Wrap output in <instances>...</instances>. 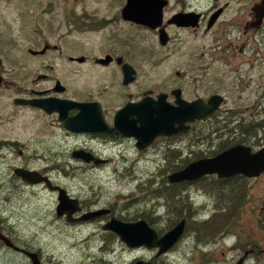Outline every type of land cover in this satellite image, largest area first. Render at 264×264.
<instances>
[{"label": "flooded vegetation", "instance_id": "obj_1", "mask_svg": "<svg viewBox=\"0 0 264 264\" xmlns=\"http://www.w3.org/2000/svg\"><path fill=\"white\" fill-rule=\"evenodd\" d=\"M62 5L59 10L54 3L53 6L49 4L41 14L34 8L29 10V21L34 22L35 27L43 22L47 32L51 28L48 33L40 32L37 27L28 32L27 38L19 40L7 38L0 31V92L14 93L11 101L5 104V107L14 106L10 118L29 111L34 114V124L35 114L39 112L54 129L53 135L45 138V142L61 144L62 139H83L85 145H77L69 151L64 148L72 161L79 162V168H99L115 163L114 156L106 152L115 146L123 149L119 152L121 157L138 160L159 140L166 141L171 147V143H179L184 137L189 141L184 145L188 153L184 150L179 154V163L171 165L174 170L166 174L161 170L149 181L144 182L145 179L135 174L130 179L126 177L130 182L138 178L139 191L145 195L129 199L124 204H102L92 198L93 194L73 193L71 187L56 179L55 168L46 161L49 159L45 152L40 157L47 163L37 169L35 160L38 155L36 151L32 152L36 149L34 136L27 143L18 138L0 136V193L7 194L2 204L8 201L10 194L17 197L20 192L54 195L56 204L52 218L56 223L63 221L65 225L80 226L98 223L103 234L108 235L107 240L116 244L108 250L113 254L118 251V256L126 253L129 257L130 261L124 264L138 261L168 264L173 253L182 255L188 247H193L188 257L191 263L195 257L196 264H264V199L253 195L255 183L264 181V172L255 178L241 174L221 178L211 174L195 180L170 181L172 175L183 171L190 163L214 157L230 148L207 155L211 151V144H207L210 134L207 133H211V119L221 108L252 87L255 73H259L257 81L264 82V0H63ZM129 7L134 10H127ZM55 20H60L61 34L54 33ZM57 35L58 40L52 41ZM57 60L72 66L73 70L68 73L70 77L75 74L78 80L75 85L67 76L65 82L55 76L53 65ZM257 87L264 99V84ZM71 89H74L72 93ZM214 95L223 97L214 116L187 121V130L160 135L147 147H138L139 139L134 135L112 132L117 112L128 104L139 103L145 98L158 101L162 97L169 105L178 107L180 102L193 103L198 99L208 102ZM47 98L88 104L97 116L101 110L104 123H97L94 127L103 126L104 129L75 131L67 128L66 122L79 114L80 107L68 109L62 119L58 110L48 112L25 101ZM232 102L236 100L232 99ZM241 107V104L231 105L224 113L235 112ZM246 108L264 112V101ZM257 124L264 130V120ZM200 134H204L205 139L200 137L195 143L192 137ZM263 146L251 147L256 151ZM80 150L91 153L100 161L87 162L75 156ZM167 169H170L169 164ZM20 170L38 172L48 178L54 188L63 189L71 200L78 201L79 210L72 214L73 221H68L67 214L58 215V190H51L46 182L32 184L24 181L19 175ZM75 170L78 169L56 174L70 175ZM115 172L120 180H125L129 174V170L124 171L120 165L116 166ZM112 185L106 184L108 188ZM151 200L156 201L149 203ZM142 203L150 207L141 211L136 204ZM131 208L132 213L128 212ZM123 210L127 211L125 215H122ZM94 211L107 212L91 220H79ZM8 216L0 208V256L11 253L17 263L21 259L33 264L28 254L36 253L44 264L38 251L19 243L14 234L17 231L5 229L4 224L14 221ZM113 219L125 223L145 221L158 238L184 222V233L165 254L158 255L159 248H130L113 232L105 230V225ZM93 236L88 237V242L99 239L97 234ZM105 236L102 241H107ZM187 237L195 241L192 246L185 243ZM138 251L146 254L140 255L136 253ZM219 252L221 259L217 257Z\"/></svg>", "mask_w": 264, "mask_h": 264}, {"label": "rangeland", "instance_id": "obj_2", "mask_svg": "<svg viewBox=\"0 0 264 264\" xmlns=\"http://www.w3.org/2000/svg\"><path fill=\"white\" fill-rule=\"evenodd\" d=\"M62 1L63 0H0V31H2L7 38L12 37L13 39L19 40H22V37L27 38L28 32L31 33L35 31L37 27L40 32H47L43 22L40 21L39 25L35 27V23L29 21V10H33L34 8L36 11H40L39 14H41L43 9L48 8L49 4L53 6V3L57 9L61 10L63 8ZM53 24L55 28L54 33L61 34L60 20H55ZM11 26L14 28H10ZM49 31H51V28L48 32ZM58 36L59 35L52 37L51 40H58ZM43 38L44 36H42V39ZM53 66L56 70L55 76H60L63 82H65L66 76L74 85L78 82L75 74L70 77L68 73V71L73 70L70 64L64 65L57 60ZM254 78L255 80L253 81L252 87L241 92L238 97L232 98L236 100V102H232V99H230L229 102L221 108L220 112H225L231 105L241 104L242 107L238 108L236 111L241 113L240 115L245 121L258 122L264 120V112H253L246 108L253 104H261L264 101L261 90H256V88H258L257 85H262L264 82L257 81L259 80V73H255ZM70 91L72 93L74 89ZM10 92H8L9 95L0 92V97H3V99H0V136L18 138L25 143L34 136L36 149H33L32 152L36 151L38 155L35 160L36 168H41V166L45 165L47 162L51 163L55 168L54 176H56V179L71 187L73 193L77 194L79 191L82 193L89 192V194L94 195L92 198L97 200L96 202L100 200L102 204L106 202H108L107 204L115 202L124 204L127 203L129 199L145 195V192L139 191L138 178L132 182L127 180V178L130 179V177L135 174L137 177L141 176L145 179V182L149 181L153 176H158L161 170L165 171V174L171 172L170 170H174V168L167 169L168 164L170 167L172 164L179 163L177 157L182 151L184 152L186 148L184 145L189 142L188 138L181 137L179 143H171V147H168L166 141L159 140L148 154L145 156L140 155L138 160H133L132 158L128 160L125 159V157H121L119 152H122L123 149L115 146L106 150L107 153L114 156L115 163L112 162L108 166H99V168H95V166L94 168H90V166H86V168L81 166V168H79V162L76 160L72 161V159L69 158V153L66 154L65 149L68 148L67 150L69 151V148H73L77 145H85L83 139H62L61 144L45 142V138L53 135L54 129L40 117L39 112L35 114L34 124H32V115L34 114L29 111L26 112L25 115H23L24 113L14 114V117L10 118L14 106L5 107V104H8V101H11L14 96V93L12 91ZM2 100L5 101L2 102ZM210 129H212V126H210ZM261 130L262 129H260L259 134L264 132ZM209 134L210 132L207 133L208 136ZM211 142H213V137H209L207 144L210 146ZM262 144L264 145V141ZM62 149H64V154L61 157ZM129 151L132 152L130 148ZM44 152L46 158L49 159L46 160L47 162L44 161V158L42 159L40 157L44 155ZM186 152L188 153L187 150H185V153ZM119 165L122 166L124 171L126 169L129 170V174L124 177L126 181L120 180L116 175L115 169L116 166ZM72 168L78 170H75V173L70 175L56 174L60 172L63 174V172L71 170ZM107 183H112V187L108 188V186H106ZM149 186L150 183H148V187ZM254 186L253 195L260 196L264 199V181L255 183ZM6 195L7 194L4 195L0 193V208L3 212L8 213V217H12L14 221H9L7 223L8 225L4 224L5 229L7 231H17V233L15 232L14 234L19 240V243L27 245L34 251H38L42 255L44 264H108V262L111 264H124L130 261L126 253H124V257L118 256V251H115V254H113L108 250L116 244H113L114 241L111 242L107 240L108 235L105 236V234H103L101 225H98V223H94V225L89 224L88 226L65 225L63 221L56 223L52 218L53 208L56 204V197L54 195H46L45 192L40 194H34L32 192L25 194L20 192L17 197L10 194L11 196L8 201L2 204V200H4ZM152 201L156 200L148 202L150 203ZM136 205L140 206L139 210L141 211L150 207L146 203ZM132 211L133 208L128 212L132 213ZM126 213L127 211H122V215ZM160 213L163 212L161 211ZM94 233L99 236V239L91 243L88 242V237L95 235ZM103 236H105L107 241H102ZM92 238L96 239L95 236ZM194 242L195 241L191 237H187L185 241L186 244H191V246ZM107 243L108 249L105 247ZM29 245H33L34 247L32 248ZM191 250H193V247H191V249L190 247L186 248L183 254L180 253L182 255L173 253L168 259V264H196L195 257L192 258V263L188 259V257L190 258L191 256ZM103 252L105 255H103ZM136 253L140 255L146 254L142 251ZM135 255L136 254H134L133 257ZM217 257L219 259L222 258L220 252L217 254ZM18 263L27 264L26 262H22L21 259ZM18 263L15 258L11 256V253H4L0 256V264Z\"/></svg>", "mask_w": 264, "mask_h": 264}, {"label": "water", "instance_id": "obj_3", "mask_svg": "<svg viewBox=\"0 0 264 264\" xmlns=\"http://www.w3.org/2000/svg\"><path fill=\"white\" fill-rule=\"evenodd\" d=\"M127 10H134L129 7ZM154 12V11H153ZM153 14V13H152ZM223 97L212 96L208 102L198 99L193 103L180 102L178 107L169 105L162 97L158 101L143 99L136 104H128L119 110L115 117V127L112 132L122 131L124 135H134L138 141V147L149 146L156 137L160 135H172L188 129L185 126L187 121L208 119L214 116L222 103ZM26 103L39 106L48 112L60 111L61 118L64 119L68 109L80 107L79 114L66 122V127L75 131H87L104 129L94 127L97 123L102 125L101 110L98 113L88 107V104H79L71 101L56 98L41 100H25ZM102 117V118H101ZM103 121V122H102ZM178 124V126H177ZM105 129H108L106 126ZM75 156L82 157L85 161L100 160L91 153L83 150L77 151ZM264 172V146L253 151L251 146L236 144L218 155L194 161L186 168L170 177V181L178 182L184 180H195L204 175L217 174L221 178L241 174L248 178H255ZM20 177L32 184L46 182L51 190L59 191V206L57 212L59 216L67 214L68 221H73L74 214L78 207V201L71 200L66 192L60 188H54L49 179L41 176L38 172H27L20 170ZM107 211H94L82 216L79 220H91L99 217ZM105 230L113 232L122 243L130 248L147 247L148 249L159 248L158 255L165 254L174 244H176L184 233V222L180 223L173 230L167 232L163 237L158 238L157 233L149 227L147 222L138 221L136 223H125L117 219L111 220L104 227ZM33 264H41L36 253H29ZM135 264H152L150 262L138 261Z\"/></svg>", "mask_w": 264, "mask_h": 264}, {"label": "trees", "instance_id": "obj_4", "mask_svg": "<svg viewBox=\"0 0 264 264\" xmlns=\"http://www.w3.org/2000/svg\"><path fill=\"white\" fill-rule=\"evenodd\" d=\"M240 114L239 111H232L229 112V114L218 112L217 115L211 119L212 129L210 137H213V142H211V151L207 155H214L235 144H246L253 147L261 146V142L264 139V132L261 134L259 133L260 129L263 127L257 124V121H245ZM261 131L264 130L262 129ZM200 137L201 139H205L204 134H200L192 137V140L196 143ZM190 151L196 152V150L192 149H190ZM188 161L189 160L186 162ZM186 162L182 161L184 164H187ZM105 247L108 249V243Z\"/></svg>", "mask_w": 264, "mask_h": 264}]
</instances>
